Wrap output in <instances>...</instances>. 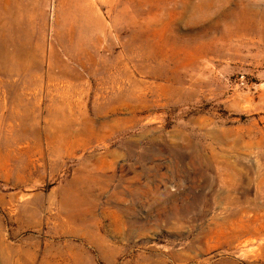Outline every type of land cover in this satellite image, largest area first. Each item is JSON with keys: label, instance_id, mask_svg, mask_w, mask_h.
Here are the masks:
<instances>
[{"label": "rangeland", "instance_id": "rangeland-1", "mask_svg": "<svg viewBox=\"0 0 264 264\" xmlns=\"http://www.w3.org/2000/svg\"><path fill=\"white\" fill-rule=\"evenodd\" d=\"M10 1L0 264H264V0H95L94 29L26 0L21 70Z\"/></svg>", "mask_w": 264, "mask_h": 264}, {"label": "bare ground", "instance_id": "bare-ground-1", "mask_svg": "<svg viewBox=\"0 0 264 264\" xmlns=\"http://www.w3.org/2000/svg\"><path fill=\"white\" fill-rule=\"evenodd\" d=\"M67 1L68 2L63 10L65 17L64 24L69 21L76 23L82 20L85 29H94L96 27L102 28V26H104V20L95 6V0H89V2H86V0ZM101 2L107 4L111 10H114L116 5L121 1L101 0ZM7 6H9L8 16L5 18L11 25H13V28L8 24V32L3 37V51L5 52L2 59V65L6 63L11 65L14 62L18 64V70H21L26 63L27 55L29 54V41L27 38H24L20 32L21 30H24V27L31 21V17L27 11L28 6L26 0H15L13 3L10 1V5L8 4ZM121 11L126 12V7H123ZM79 51L77 55L74 54L75 57H69L67 61L61 59L63 68L70 70V73L77 78L84 77L83 72L88 71L90 68V62L99 66L105 60L103 54H100L99 52L92 54L85 47H81ZM54 55L59 58V54L56 53V51H54Z\"/></svg>", "mask_w": 264, "mask_h": 264}]
</instances>
